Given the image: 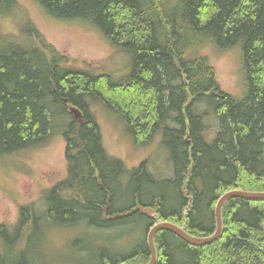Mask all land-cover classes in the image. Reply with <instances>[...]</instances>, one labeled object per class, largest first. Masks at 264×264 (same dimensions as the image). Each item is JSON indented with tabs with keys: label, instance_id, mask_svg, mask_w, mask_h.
<instances>
[{
	"label": "trees",
	"instance_id": "1",
	"mask_svg": "<svg viewBox=\"0 0 264 264\" xmlns=\"http://www.w3.org/2000/svg\"><path fill=\"white\" fill-rule=\"evenodd\" d=\"M31 1L52 20L90 24L130 56V69L121 76L93 74L74 67L29 20L18 34L0 31V158L33 152L59 133L66 176L49 187L47 214L95 227L121 226L129 218L143 230L126 251L102 253L101 264L148 260L145 233L156 220L139 211L115 217L137 203L192 235L207 236L215 229L221 194L264 191V0ZM16 7L17 0H0L3 17ZM205 46L218 52L239 46L243 97L220 87ZM94 104L125 123L132 142L148 143L160 130L171 173L156 179L147 160L129 170L107 153ZM143 104L149 121L133 130L134 122L127 123L140 118ZM70 107L81 111L82 124ZM208 117L216 123L212 137ZM187 195L192 202L184 214ZM121 198H128L123 205ZM32 212L34 205L19 207L15 226L0 223V264H31L34 239L25 230ZM222 218L221 236L204 246L157 232L155 264H264V201L232 198ZM32 223L39 231L38 221Z\"/></svg>",
	"mask_w": 264,
	"mask_h": 264
},
{
	"label": "rangeland",
	"instance_id": "2",
	"mask_svg": "<svg viewBox=\"0 0 264 264\" xmlns=\"http://www.w3.org/2000/svg\"><path fill=\"white\" fill-rule=\"evenodd\" d=\"M12 14L8 17L0 14L1 32L18 34L21 24L29 20L57 51L68 56L74 67L93 74L112 73L116 76L130 69L129 54L111 47L88 23L52 20L31 0H17V7ZM202 50L214 68L220 87L235 98L243 97L245 92L239 46L227 52L214 51L206 46ZM92 112L99 125L105 150L121 159L125 168L130 170L147 160L152 169L149 170L156 179L171 173L168 150L162 144L160 130L148 143H135L130 139L125 123L118 121L117 116L107 113L97 104L92 105ZM148 121L147 106L144 105L140 118L135 120L130 117L127 125L134 122L131 128L141 129L142 123ZM167 123L176 125L170 118ZM207 127L208 136H214L216 123L212 117H208ZM64 150V137L55 132L47 143L33 152L0 158V223L12 228L16 225L19 207L34 205L35 212H32L33 215L30 213L29 227L25 230V235L28 233L34 239L29 251L31 264H101L102 253L114 255L126 251L143 238V230L135 224L134 219H128L135 230L133 232L128 225L95 227L88 225L85 220L66 223L54 220L47 214L49 205L45 197L49 192L48 186L66 176ZM156 192L160 194L158 189ZM106 199L108 201L109 196ZM127 199L121 198L118 204L123 205ZM104 204H107L106 200ZM34 219L40 225L39 231L32 223ZM11 228L6 234L8 238L15 235Z\"/></svg>",
	"mask_w": 264,
	"mask_h": 264
},
{
	"label": "water",
	"instance_id": "3",
	"mask_svg": "<svg viewBox=\"0 0 264 264\" xmlns=\"http://www.w3.org/2000/svg\"><path fill=\"white\" fill-rule=\"evenodd\" d=\"M232 198H243L246 200L252 201H263L264 200V191H250L247 189H230L225 191L217 199L214 207V218H215V230L214 232L205 237L194 236L188 233L184 227L179 226L176 223L164 220H157L156 223L149 229L147 233V244L150 250V260L146 264H154L156 260V251L153 243V236L160 230H168L179 236L183 241L187 242L192 246H204L210 244L211 242L217 240L223 231V218H222V209L224 204ZM140 211L141 213H147L152 218L157 217V213L151 207H144L137 205L124 215H128L132 212ZM120 216V214L118 215ZM131 264V263H124Z\"/></svg>",
	"mask_w": 264,
	"mask_h": 264
},
{
	"label": "bare ground",
	"instance_id": "4",
	"mask_svg": "<svg viewBox=\"0 0 264 264\" xmlns=\"http://www.w3.org/2000/svg\"><path fill=\"white\" fill-rule=\"evenodd\" d=\"M186 199H187L188 203H187V206H186L185 209H184V214H186V212L189 210V195L186 196ZM263 201H264V200H263ZM137 205H140V204H137ZM137 205H136V206H137ZM141 206H142V205H141ZM134 207H135V206H134ZM144 207H147V206H144ZM132 208H133V207H132ZM130 210H131V209H130ZM128 211H129V210H128ZM128 211H127V212H128ZM139 212H140V211H139ZM140 213H141V212H140ZM120 214H121V213H120ZM123 214H124V213H123ZM143 214H145V213H143ZM155 223H156V222H155ZM152 226H153V225H152ZM152 226H151V227H152ZM151 227H150V228H151ZM150 228H149V229H150ZM149 229H148V231H149ZM148 231H147V233H148ZM160 231H162V230H160ZM165 231H168V230H165ZM158 232H159V231H158ZM169 232H171V231H169ZM213 232H214V231H213ZM213 232H212V233H213ZM171 233H173V232H171ZM173 234H174V233H173ZM174 235H176V234H174ZM210 235H211V234H210ZM176 236H177V235H176ZM194 236H195V235H194ZM207 236H209V235H207ZM178 237H179V236H178ZM200 237H201V236H200ZM179 238H180V237H179ZM180 239H181V238H180ZM181 240H182V239H181ZM146 241H147V239H146ZM182 241H183V240H182ZM184 242H185V241H184ZM185 243H187V242H185ZM187 244H188V243H187ZM147 245H148V244H147ZM148 250H149V247H148ZM149 257H150V250H149ZM156 258H157V257H156Z\"/></svg>",
	"mask_w": 264,
	"mask_h": 264
}]
</instances>
